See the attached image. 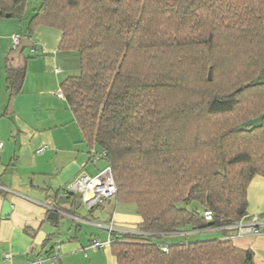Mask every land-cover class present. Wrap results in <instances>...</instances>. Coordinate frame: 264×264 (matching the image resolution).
<instances>
[{
	"label": "trees",
	"instance_id": "obj_1",
	"mask_svg": "<svg viewBox=\"0 0 264 264\" xmlns=\"http://www.w3.org/2000/svg\"><path fill=\"white\" fill-rule=\"evenodd\" d=\"M38 1L26 14L27 0H0V18L25 20L28 37L39 25L60 32L56 54L77 71L63 99L111 169V199L140 219L111 231L117 264H254L227 234L264 178V0ZM6 74L12 97L23 78ZM207 231L222 234L191 237ZM172 235L184 237L151 240Z\"/></svg>",
	"mask_w": 264,
	"mask_h": 264
},
{
	"label": "crops",
	"instance_id": "obj_2",
	"mask_svg": "<svg viewBox=\"0 0 264 264\" xmlns=\"http://www.w3.org/2000/svg\"><path fill=\"white\" fill-rule=\"evenodd\" d=\"M33 7L35 0H27L26 14ZM26 27L25 20L0 18V264H28L34 256L46 259L44 264H117L108 241L111 231L132 230L140 222L133 205L111 199L90 211L82 202L74 203L79 197L69 195L72 204L62 208L78 219L63 218L59 230L46 220L53 192L65 195L78 175L94 176L107 165L93 160L67 102L57 96L62 81L77 72L70 59L56 54L60 32L39 25L28 37ZM12 35L21 38L16 49ZM9 67L23 78L12 97L6 82ZM37 177L49 178L50 192L35 187ZM4 202L9 203L7 213ZM247 214L264 222L263 177L248 186ZM203 233L208 231L191 237L204 239ZM227 236L252 251L254 264H264V234L238 236L232 231ZM92 241L107 245L93 249Z\"/></svg>",
	"mask_w": 264,
	"mask_h": 264
},
{
	"label": "built area",
	"instance_id": "obj_3",
	"mask_svg": "<svg viewBox=\"0 0 264 264\" xmlns=\"http://www.w3.org/2000/svg\"><path fill=\"white\" fill-rule=\"evenodd\" d=\"M11 40L13 48H18L21 41L20 36L12 35ZM56 71L58 70L56 69ZM57 96L63 98L60 90L57 92ZM42 151L43 148L38 152ZM91 156L93 160H98L101 159L103 155L96 154L92 151ZM64 193L79 197L80 201L88 210L97 206L100 208L104 207L115 194V184L110 167L106 166L94 176H89L87 174L78 175L75 180L65 188ZM63 214L69 218L78 219L69 212H63ZM206 218H211L209 213H206ZM231 228L236 230L238 236L264 234V222L259 221L257 216H250L245 220H241L236 225L231 226ZM110 243L111 241L109 240L108 244ZM105 245L107 244L100 241H92L90 247L93 249H100ZM4 257L5 259H8L10 256L9 254H5ZM45 261L46 259H43L42 257L34 256L28 264H44Z\"/></svg>",
	"mask_w": 264,
	"mask_h": 264
},
{
	"label": "water",
	"instance_id": "obj_4",
	"mask_svg": "<svg viewBox=\"0 0 264 264\" xmlns=\"http://www.w3.org/2000/svg\"><path fill=\"white\" fill-rule=\"evenodd\" d=\"M6 18H9V15L5 16ZM208 80H210V72L208 73ZM256 84H264V78L263 77H258L256 82ZM262 120L261 118H255L253 120H250L249 122L243 124L242 126H240L241 130L246 129V127L250 126V130L253 128H257L259 126H261ZM49 178L46 177H37L34 181V185L35 187H37L40 190H44L47 192H50L49 189ZM71 194H58L56 192H53L52 194V203L50 205H46L47 207V215H46V220L48 222L53 223V228H55L56 230L60 229V221L67 217L66 215L63 214V212H68V210L62 208V206L64 205H71L73 202V199L71 198V196H69ZM74 203L76 205H80L81 201L79 199L75 200ZM9 208V203L8 202H4L3 204V210L6 211L5 213H7V210Z\"/></svg>",
	"mask_w": 264,
	"mask_h": 264
},
{
	"label": "rangeland",
	"instance_id": "obj_5",
	"mask_svg": "<svg viewBox=\"0 0 264 264\" xmlns=\"http://www.w3.org/2000/svg\"><path fill=\"white\" fill-rule=\"evenodd\" d=\"M38 4H39V1L38 0H35V6H37ZM63 62H65V61H63ZM229 233H232V231H230ZM221 234H222L221 231H217V232L216 231H213V232L203 233L202 236L204 237V239H213V238L220 237ZM179 237L181 238V237H184V236L183 235H178V236H162L160 238H151V240L154 243H156V244L163 245L166 242L170 241L172 238H179Z\"/></svg>",
	"mask_w": 264,
	"mask_h": 264
}]
</instances>
